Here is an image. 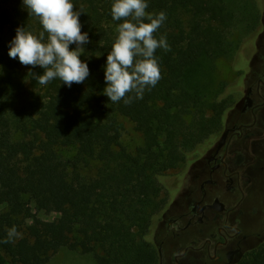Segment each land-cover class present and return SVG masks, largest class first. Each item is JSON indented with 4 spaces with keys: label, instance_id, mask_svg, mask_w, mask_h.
Masks as SVG:
<instances>
[{
    "label": "trees",
    "instance_id": "obj_1",
    "mask_svg": "<svg viewBox=\"0 0 264 264\" xmlns=\"http://www.w3.org/2000/svg\"><path fill=\"white\" fill-rule=\"evenodd\" d=\"M71 2L90 42L80 56L89 76L69 88L59 78L40 85L28 73L43 69L9 57L18 27L37 37L43 28L23 0H0V264H48L61 250L96 264H157L153 223L173 177L221 131L232 95L217 63L236 53L232 38L245 14L228 0H146L147 13L166 14L153 35L170 50L154 53L157 84L142 99L128 93L125 104L103 92L123 22L112 19L114 0ZM127 125L140 138L133 147ZM13 227L20 235L3 243ZM243 264H264V243Z\"/></svg>",
    "mask_w": 264,
    "mask_h": 264
},
{
    "label": "flooded vegetation",
    "instance_id": "obj_2",
    "mask_svg": "<svg viewBox=\"0 0 264 264\" xmlns=\"http://www.w3.org/2000/svg\"><path fill=\"white\" fill-rule=\"evenodd\" d=\"M244 63L220 133L155 218L157 264H243L264 243V50Z\"/></svg>",
    "mask_w": 264,
    "mask_h": 264
},
{
    "label": "clouds",
    "instance_id": "obj_3",
    "mask_svg": "<svg viewBox=\"0 0 264 264\" xmlns=\"http://www.w3.org/2000/svg\"><path fill=\"white\" fill-rule=\"evenodd\" d=\"M23 6L28 14L39 19L43 31L37 37L25 27H18L9 44V57L18 58L24 66L43 69L42 75L28 73L40 85L56 78L69 88L73 83H83L89 76V68L80 56L90 41L88 34L81 32L82 11H75L71 0H23ZM147 8L146 0H114L111 6L112 19L123 21L116 27L117 37L104 69L107 86L103 92L113 103L122 99L125 104L131 103L133 97L126 98L131 92L142 99L144 90L154 87L161 78L154 53L158 48L169 51L170 47L166 37L156 39L153 34L166 20V14H150ZM145 19L149 22L145 23ZM73 44L76 48L70 50ZM19 235L13 227L3 243L13 242Z\"/></svg>",
    "mask_w": 264,
    "mask_h": 264
},
{
    "label": "rangeland",
    "instance_id": "obj_4",
    "mask_svg": "<svg viewBox=\"0 0 264 264\" xmlns=\"http://www.w3.org/2000/svg\"><path fill=\"white\" fill-rule=\"evenodd\" d=\"M229 3L238 11H244L245 21H241L238 28L234 31L233 41L237 47L236 53L226 60H220L217 63V74L219 80L227 83L228 88L225 92H229L234 87L236 76L240 69L245 67L244 61L250 59L252 55L257 53V48L264 50V0L260 9H256L255 2L257 0H228ZM243 61V62H242ZM230 86V87H229ZM27 103V98L21 100L20 105ZM129 132L124 137V141L130 147L140 142V138L127 125ZM176 173V172H175ZM174 173V174H175ZM264 192V189H262ZM254 202L259 203V199L253 197ZM39 217L46 221H51L57 217L56 214L44 215ZM48 264H96L89 255H80L75 252L61 250L55 254Z\"/></svg>",
    "mask_w": 264,
    "mask_h": 264
}]
</instances>
